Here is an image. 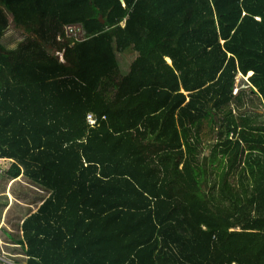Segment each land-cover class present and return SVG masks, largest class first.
Instances as JSON below:
<instances>
[{
	"label": "trees",
	"instance_id": "trees-1",
	"mask_svg": "<svg viewBox=\"0 0 264 264\" xmlns=\"http://www.w3.org/2000/svg\"><path fill=\"white\" fill-rule=\"evenodd\" d=\"M1 162L23 263L264 264V0H0Z\"/></svg>",
	"mask_w": 264,
	"mask_h": 264
},
{
	"label": "rangeland",
	"instance_id": "rangeland-1",
	"mask_svg": "<svg viewBox=\"0 0 264 264\" xmlns=\"http://www.w3.org/2000/svg\"><path fill=\"white\" fill-rule=\"evenodd\" d=\"M7 16L9 17L10 15L7 14ZM9 20L10 26L8 30L5 31L2 40L7 48H14L27 36V32L16 29L11 17H9ZM127 50H131V53L133 52L131 48ZM119 57L121 61V70L125 73L130 67L129 64L132 54H128V52L123 54L120 53ZM247 77L248 76H244L243 74L236 77L234 93L245 87ZM1 164L3 168H0V264H26L23 263L25 256L17 240L20 237L19 224L13 221V217L10 218V221L6 220L5 222V217L6 214L10 215L11 210L17 205L26 207L28 206L27 204H29L32 205V208L28 210H34L44 198L45 194L38 187L31 185L25 179H19L14 183H10L5 175L7 163L1 162ZM22 187L27 188V190L25 192L20 191ZM11 213L14 214V211Z\"/></svg>",
	"mask_w": 264,
	"mask_h": 264
},
{
	"label": "built area",
	"instance_id": "built-area-1",
	"mask_svg": "<svg viewBox=\"0 0 264 264\" xmlns=\"http://www.w3.org/2000/svg\"><path fill=\"white\" fill-rule=\"evenodd\" d=\"M66 32H68L69 35L74 36L76 38H83L85 36L84 28L81 25H69L66 27ZM88 121L91 126H95L98 124V117L91 113L88 116Z\"/></svg>",
	"mask_w": 264,
	"mask_h": 264
},
{
	"label": "crops",
	"instance_id": "crops-1",
	"mask_svg": "<svg viewBox=\"0 0 264 264\" xmlns=\"http://www.w3.org/2000/svg\"><path fill=\"white\" fill-rule=\"evenodd\" d=\"M8 17V16H7ZM10 17V16H9ZM8 17V18H9ZM73 25H81L83 28H84V26L82 25V24H73ZM84 31H85V29H84ZM3 37V36H2ZM1 41H2V43H4L3 42V40H2V38H1ZM9 48V47H8ZM15 48V47H14ZM129 49V48H128ZM132 49V48H131ZM133 50V49H132ZM127 53L128 52V54H132V57L130 58L131 59V62H130V64H129V66L131 65V63H132V61L136 58V56H137V52L135 51V50H133V52L131 53V50L130 51H128L127 49L123 52V53ZM122 53V54H123ZM120 52H118V59H119V62H120V66H121V61H120ZM127 56H129V55H127ZM60 59H62V55H61V57H60ZM169 60L170 61H172L171 60V58H169ZM122 69V68H121ZM129 69H130V67H129ZM129 69L124 73V74H126V73H128V71H129ZM123 73V72H122ZM10 182V181H9ZM10 183H13V182H10ZM6 219H7V214H6V217H5V222H6Z\"/></svg>",
	"mask_w": 264,
	"mask_h": 264
},
{
	"label": "water",
	"instance_id": "water-1",
	"mask_svg": "<svg viewBox=\"0 0 264 264\" xmlns=\"http://www.w3.org/2000/svg\"><path fill=\"white\" fill-rule=\"evenodd\" d=\"M102 22H103V23H105V20H104V18H102Z\"/></svg>",
	"mask_w": 264,
	"mask_h": 264
}]
</instances>
